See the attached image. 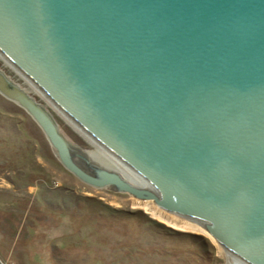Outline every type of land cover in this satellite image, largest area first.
<instances>
[{
  "label": "water",
  "instance_id": "95a60500",
  "mask_svg": "<svg viewBox=\"0 0 264 264\" xmlns=\"http://www.w3.org/2000/svg\"><path fill=\"white\" fill-rule=\"evenodd\" d=\"M0 57L146 188L70 144L0 69V94L69 172L264 264V0H0Z\"/></svg>",
  "mask_w": 264,
  "mask_h": 264
},
{
  "label": "rangeland",
  "instance_id": "374dc122",
  "mask_svg": "<svg viewBox=\"0 0 264 264\" xmlns=\"http://www.w3.org/2000/svg\"><path fill=\"white\" fill-rule=\"evenodd\" d=\"M0 69L50 113L70 144L125 174L1 57ZM228 262L227 251L195 222L81 181L32 117L0 94V264Z\"/></svg>",
  "mask_w": 264,
  "mask_h": 264
},
{
  "label": "bare ground",
  "instance_id": "6f19581e",
  "mask_svg": "<svg viewBox=\"0 0 264 264\" xmlns=\"http://www.w3.org/2000/svg\"><path fill=\"white\" fill-rule=\"evenodd\" d=\"M77 128V127H76ZM78 130H80L81 132H83V134H85V132H84V130L83 129H81V128H78ZM85 136L89 139V140H94L93 138L92 139H90V137L88 136V134H85ZM95 141V140H94ZM96 142V141H95ZM94 143V142H93ZM96 144H97V146L99 147V149L101 150V151H103L105 154H107L108 156H109V158L113 161V162H115L116 164H117V166L120 168V170L121 171H123L124 173H125V175L127 176V177H130L136 184H140V185H142V186H145L144 184H143V182L142 181H140L139 179L137 180V179H134V178H132L131 177V174H133V173H129L128 174V172H127V168H125L122 164H120V162H118L115 158H113L108 152H105L102 148H101V146L96 142ZM89 154V153H88ZM90 155V154H89ZM92 157V156H91ZM107 168H109V167H107ZM110 169H112V168H110ZM113 170H115V171H117L116 169H113ZM129 171V170H128ZM118 172V171H117ZM130 172V171H129ZM120 173V172H119ZM134 175V174H133ZM135 176V175H134ZM135 178H137L136 176H135ZM145 188H146V186H145ZM227 253H228V257H229V262H228V264H243L242 262H240L238 259H236L234 256H232L228 251H227Z\"/></svg>",
  "mask_w": 264,
  "mask_h": 264
}]
</instances>
